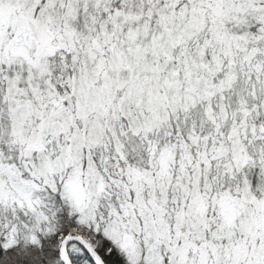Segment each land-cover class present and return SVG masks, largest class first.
I'll return each mask as SVG.
<instances>
[{
  "label": "snow or ice",
  "instance_id": "1",
  "mask_svg": "<svg viewBox=\"0 0 264 264\" xmlns=\"http://www.w3.org/2000/svg\"><path fill=\"white\" fill-rule=\"evenodd\" d=\"M0 264H264V0H0Z\"/></svg>",
  "mask_w": 264,
  "mask_h": 264
}]
</instances>
